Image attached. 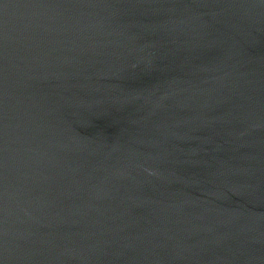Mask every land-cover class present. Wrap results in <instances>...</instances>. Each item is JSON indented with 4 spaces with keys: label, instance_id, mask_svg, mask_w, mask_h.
Returning <instances> with one entry per match:
<instances>
[{
    "label": "water",
    "instance_id": "water-1",
    "mask_svg": "<svg viewBox=\"0 0 264 264\" xmlns=\"http://www.w3.org/2000/svg\"><path fill=\"white\" fill-rule=\"evenodd\" d=\"M0 264H264V0H0Z\"/></svg>",
    "mask_w": 264,
    "mask_h": 264
}]
</instances>
